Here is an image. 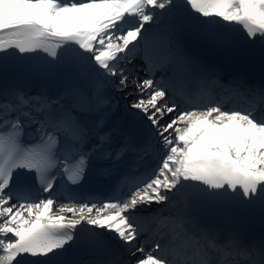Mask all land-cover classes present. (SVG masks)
Returning <instances> with one entry per match:
<instances>
[{
    "label": "snow or ice",
    "instance_id": "6c2138e0",
    "mask_svg": "<svg viewBox=\"0 0 264 264\" xmlns=\"http://www.w3.org/2000/svg\"><path fill=\"white\" fill-rule=\"evenodd\" d=\"M0 264H264V0H0Z\"/></svg>",
    "mask_w": 264,
    "mask_h": 264
}]
</instances>
